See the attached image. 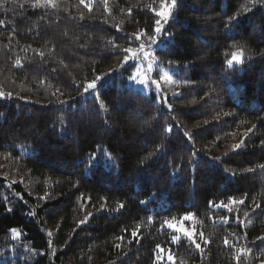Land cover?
<instances>
[{
	"label": "trees",
	"instance_id": "obj_1",
	"mask_svg": "<svg viewBox=\"0 0 264 264\" xmlns=\"http://www.w3.org/2000/svg\"><path fill=\"white\" fill-rule=\"evenodd\" d=\"M169 1L0 0V162L33 186L0 174V264L264 260V0H176L167 109L124 60ZM186 215L200 248L164 228Z\"/></svg>",
	"mask_w": 264,
	"mask_h": 264
},
{
	"label": "rangeland",
	"instance_id": "obj_2",
	"mask_svg": "<svg viewBox=\"0 0 264 264\" xmlns=\"http://www.w3.org/2000/svg\"><path fill=\"white\" fill-rule=\"evenodd\" d=\"M165 4H167L168 6V16H169L173 9L172 1L166 2ZM163 6L158 12L163 10ZM158 18L161 19L160 27L161 29H163L164 26L163 24L166 20L160 17ZM163 40L164 37H162V31H161L160 34L155 33V37L153 39H149L146 42L143 41L139 42V45L141 44L145 45V48L142 52L139 50V45L134 48L130 47L133 50V52L131 54L127 53L126 56L129 57V62L126 63L125 60L124 62L125 64H131L133 66V70L129 78H127L125 82V86L135 91L141 92L145 95L152 94L158 104H161L165 106L167 109H169L172 106L170 101H174L179 97V91L176 87L177 80L175 79L174 67H171L169 65L168 66L163 65L162 63H160L158 58H156L155 55V51L157 49H161L165 46L162 43ZM135 56H138L139 58L135 59L134 58ZM150 65L151 67H149ZM239 65L240 64H234L233 66H239ZM153 80L157 82L159 88H157V84L152 83ZM2 97L3 95L0 93V98ZM0 174H4L6 177H8V179L12 181H18L24 188L29 189V191L32 193L31 189L33 188V186H29L32 180L27 178L25 175L18 173V171L16 170L10 172L9 166L2 162H0ZM183 218L174 222H166L164 228H166L171 233H173L172 235L173 240H177L179 238H187L184 236L182 232H177L174 229L168 227L169 223L179 224L181 221H183L182 226L184 228H187L189 231L194 232L196 243L199 244L201 247L204 243V238L202 237L201 234L198 233L192 217L191 219L186 221H184ZM24 249L25 251L30 252V250H28L27 248ZM169 256H170L169 253H165L162 249H159L156 258L157 262H162L163 260L169 262L170 261ZM259 264H264V260L261 261Z\"/></svg>",
	"mask_w": 264,
	"mask_h": 264
},
{
	"label": "snow or ice",
	"instance_id": "obj_3",
	"mask_svg": "<svg viewBox=\"0 0 264 264\" xmlns=\"http://www.w3.org/2000/svg\"><path fill=\"white\" fill-rule=\"evenodd\" d=\"M175 3H176V0H172V4H173V6L175 5ZM156 15H157L158 17H160V18L166 20V19H167V16H168V6H167V4H165V5L163 6V10L160 11V12H157ZM155 23H156L155 33H156V34H160L161 31H162V29H161V27H160V25H161V19H157V20L155 21ZM139 38H140V37L137 36V39H139ZM144 48H145V45H143V44L139 45V50H140L141 52L144 50ZM125 51H126L127 53H130V54L133 52V50H132L131 48H127ZM134 58H135V59H138L139 57H138V56H135ZM125 62H126V63L129 62V57H128V56H125ZM241 62H242V53L234 52V53L232 54L231 59H229V60L227 61V64H228L229 67H232L234 64H240ZM149 67H151V65H150ZM98 80H100V77H96V79H94L93 81H91L90 83H88L86 86H84V91H85V93H88L89 90H94V89H96V88H97V81H98ZM152 83H153V84H157V82H156L155 80H153ZM157 88H159V85H158V84H157ZM236 147L238 148L239 145H237ZM262 167H264V166H262ZM232 202L235 203L236 201H232ZM239 203L242 204L243 201L241 200V201H239ZM218 207H225V205H224L223 203H221L220 205H218ZM229 210H231V209H229ZM189 219H191V217H190V216H187V215L183 218L184 221L189 220ZM182 224H183V221H181L179 224H178V223H169V224H168V227L171 228V229H174V230L177 231V232H182V233L184 234V236L187 237V239H188L192 244H195V246H196L197 248H199L200 245L196 243V239H195L194 232L189 231L187 228H184V227L182 226ZM262 239H264V238H262ZM169 259L171 260L172 257L169 256Z\"/></svg>",
	"mask_w": 264,
	"mask_h": 264
}]
</instances>
